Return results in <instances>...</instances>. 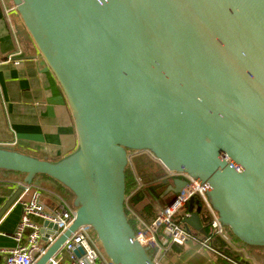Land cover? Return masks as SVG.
I'll return each mask as SVG.
<instances>
[{"label": "water", "instance_id": "1", "mask_svg": "<svg viewBox=\"0 0 264 264\" xmlns=\"http://www.w3.org/2000/svg\"><path fill=\"white\" fill-rule=\"evenodd\" d=\"M12 2L76 131L77 150L54 163L0 146V170L27 184L45 175L75 197L73 223L34 264L82 226L112 264H153L124 213L128 151L199 179L222 226L264 247V0ZM184 184L174 180L163 197ZM200 210L190 199L183 223L204 233Z\"/></svg>", "mask_w": 264, "mask_h": 264}, {"label": "crops", "instance_id": "2", "mask_svg": "<svg viewBox=\"0 0 264 264\" xmlns=\"http://www.w3.org/2000/svg\"><path fill=\"white\" fill-rule=\"evenodd\" d=\"M4 2L7 9L14 7L12 0ZM22 28L23 23L17 11L6 13L0 0V146L54 163L77 150L75 126L56 77L34 43L20 36ZM17 38L22 55L8 63L6 60L17 49ZM12 142L15 145L9 146ZM18 179H22L19 174L0 170V207L13 192V183ZM46 186L51 188L54 185L49 183ZM46 186L43 188L49 193L42 194L43 203L51 207L55 200L50 194H58V190L53 191ZM170 197H163L160 207L153 199L147 202L162 208ZM19 219L18 207H11L1 219V250L14 246L12 233ZM220 244L229 248L230 253L233 252L237 263L219 251H199L192 242L182 247L171 244L160 246L155 254L159 264H264L258 259L264 255V247L226 241ZM248 250L250 253H247ZM3 261L2 254L0 264Z\"/></svg>", "mask_w": 264, "mask_h": 264}, {"label": "built area", "instance_id": "3", "mask_svg": "<svg viewBox=\"0 0 264 264\" xmlns=\"http://www.w3.org/2000/svg\"><path fill=\"white\" fill-rule=\"evenodd\" d=\"M1 1L6 13L16 10L15 6L12 9H7L4 0ZM13 35L15 36V30ZM16 44V51L6 60L8 63L22 55L18 38ZM8 145L14 146L15 144L12 142ZM127 154V166L134 177L136 186L134 191H136L142 187V180L135 174L134 167L132 168L133 158L145 154L154 162L159 163V161L148 151H132ZM166 172L176 180H183L185 184L169 206L163 209L155 207L158 217L149 224L144 223L127 208L142 228L139 233L135 234V240L144 249L148 250L153 264H159L155 251L159 250L160 246L168 244L182 247L187 242H192L199 251L216 253V250L211 247L209 237L198 238L196 234L199 232L186 227L183 223V219L191 217V213L187 211V202L190 199L198 200L201 203V209L206 211L210 217L212 234L229 242L225 227L220 223L218 213L213 210L210 204L207 185L185 172L177 173L167 170ZM18 187L22 188V192L12 207L20 208V219L12 233L14 246L9 249H0V256L4 255L2 264H34L73 223L75 218V208L60 195L51 193L50 195L54 198L55 203L48 207L41 198L42 194L49 193L44 188L34 183L27 184L22 179H18L13 183V191ZM44 222L47 223L46 226H44ZM48 224L56 226V230L53 231L52 227H48ZM95 242L98 244L97 240ZM95 242L92 239V232L88 228L79 227L46 264H112L105 253L98 249ZM78 248L83 252L80 257L75 254V250Z\"/></svg>", "mask_w": 264, "mask_h": 264}, {"label": "trees", "instance_id": "4", "mask_svg": "<svg viewBox=\"0 0 264 264\" xmlns=\"http://www.w3.org/2000/svg\"><path fill=\"white\" fill-rule=\"evenodd\" d=\"M131 152L132 151H128V153H131ZM135 161L137 162L134 163ZM133 163L135 164V170H137V173L142 180V187L134 191V189L136 188L135 180L131 174L130 168L127 166L125 170V176H124L125 177V195L127 198L126 206L124 208V213H126V217L128 218V222L131 225L132 230L135 232V234H137L140 232L142 228L137 223L136 219L132 217L131 213L128 212L127 208H129L133 213H135L145 223L144 220L150 217L149 209L152 206L147 202L148 199H153L158 205V207H160V204H162L161 201L163 199L162 198L163 192L167 188L168 184L167 185L163 184L164 179L166 177L164 168L159 163H156L152 159H150L147 155L144 154L141 156L134 157ZM38 178L43 181L56 182L57 184L62 186L55 179L54 180L50 179L49 177L45 175H36V179ZM62 188L70 193V191H68L64 186H62ZM175 197L176 195H172L169 199H167L165 201L166 204L163 207L165 208L169 206L174 201ZM200 211H201V215H200L201 223L205 231L204 233H201V232L197 233L196 234L197 237L202 238V239L209 237L211 239L210 241L211 247H213L217 252L219 251L221 254L227 256L228 258L232 259L233 261L237 263V260L235 259V257H233V252L230 253L229 248L223 247L222 244H220L221 242L223 243L224 240L221 237L219 236L217 237L212 234V229H210V217L207 214V212L202 209ZM225 230L228 236H230L234 242L238 241V239L233 236L229 228L225 227Z\"/></svg>", "mask_w": 264, "mask_h": 264}, {"label": "rangeland", "instance_id": "5", "mask_svg": "<svg viewBox=\"0 0 264 264\" xmlns=\"http://www.w3.org/2000/svg\"><path fill=\"white\" fill-rule=\"evenodd\" d=\"M137 161H135L134 163H136ZM133 163V165H132V168L134 167V171H135V174L139 177V175H138V173H137V170H135V164ZM19 177H24L23 175L21 176V175H19ZM35 180L37 181V183H39V184H35V185H38L39 187H41V188H43V186H44V188H45V186L46 185H49V183L51 184V185H54V186H51V188L50 187H48V186H46V187H48L49 189H51V190H55V189H57L58 190V194L60 195V196H62V197H64V199L70 204V205H73V203H74V201H75V197H73L69 192H67L65 189H63L62 188V186H60L59 184H57L56 182H51V181H44V182H42V181H40V180H37L36 178H35ZM61 191V192H60ZM42 198V197H41ZM42 201H43V198H42ZM157 205H152L151 206V208L149 209V212H150V217H149V219H145L144 221H145V223L146 224H149V223H151L152 221H154L155 219H157V217H158V212H156V210L157 209H155V207H156ZM227 236H228V234H227ZM237 238V237H236ZM92 239H93V241L95 242L97 239H96V235H95V233L94 232H92ZM228 239H229V242L230 243H239V244H242L243 245V243L238 239V241H236V242H234L233 240H232V238L230 237V236H228ZM95 244H97V242H95ZM97 246H98V249L100 250V251H103V253H104V250H102V248H101V245H100V243L98 242V244H97ZM247 249V248H246ZM247 253H250V251L248 250L247 251ZM258 259L261 261V262H263L264 263V255L263 256H259L258 257Z\"/></svg>", "mask_w": 264, "mask_h": 264}, {"label": "flooded vegetation", "instance_id": "6", "mask_svg": "<svg viewBox=\"0 0 264 264\" xmlns=\"http://www.w3.org/2000/svg\"><path fill=\"white\" fill-rule=\"evenodd\" d=\"M165 173H166V175H165L166 177H165L164 181L167 182L168 186H173L174 180H176V179H174V178H172V176L168 175L166 170H165ZM170 195L172 196V194H170Z\"/></svg>", "mask_w": 264, "mask_h": 264}]
</instances>
